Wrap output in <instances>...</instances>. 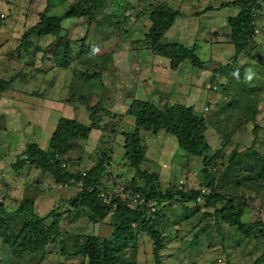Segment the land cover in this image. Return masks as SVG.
Returning <instances> with one entry per match:
<instances>
[{"label":"rangeland","instance_id":"1","mask_svg":"<svg viewBox=\"0 0 264 264\" xmlns=\"http://www.w3.org/2000/svg\"><path fill=\"white\" fill-rule=\"evenodd\" d=\"M12 1L13 3L0 0V16L3 17L1 22L4 21L0 29V55L7 57L6 62L5 58L0 57L2 60L0 67H2L5 73V78L9 79L15 77L18 71L16 66L18 65L10 63L9 68H12V70L9 71L3 63L15 60V62L24 64L29 61L31 64V67H25L21 75L14 79V83L24 85L19 88L26 92L25 99L31 96L29 101L33 102L27 103V107L31 108L30 110L25 109L27 116L31 117L29 118L31 127L28 128L31 131L29 130L28 133L26 132L27 129L25 131L26 134H22L23 137H28L30 142L38 143L40 147L47 149L50 143V136L53 134L54 126L57 124L56 120L60 116L63 114L71 117L78 116L77 118L85 123L87 115L84 111L89 112L91 103L93 104L98 100H102L106 104V95L113 96L114 100L111 103L112 107H110V111L106 109L107 104L104 110L99 109L98 111L105 120L111 119L113 112L119 115L120 113H124L131 104L133 97L151 99L155 102L158 101L155 97L159 98V94H156L154 97L151 96L154 93L150 91V87L160 89L162 86L156 83L153 78L158 81L164 78L171 81L174 80L172 76L173 72L170 69L169 59L161 58L165 61L164 63L167 62L165 64L166 68L163 69L161 66L160 68H154V73L150 76L151 80L145 81L143 79V77L150 75L148 72L152 64L155 66L156 62L153 59L160 56L154 54L152 48L147 45L145 40L148 39L146 35L151 26V6L155 8L156 5L165 2L174 9L181 10L190 15L185 20L181 18L172 30H167L163 41H178L189 47L195 45L196 49L194 53L202 61V68L194 67L189 61L184 64L188 65L185 67L189 70H182L186 80H190L194 76L197 77L196 82H202L201 87L200 84H197L198 88L195 89L196 93L193 92L195 97L199 95L198 100L195 102L189 101L192 86L189 84L182 85V89L176 92L174 87L178 86L173 83V85H169L172 91L170 95L175 91L172 101L181 102L186 105L192 104L196 108L199 106L198 109L203 111L207 106L210 107L209 115L211 119L209 120V128L206 136L209 143L215 149L220 148V143L224 141L223 136L228 137V141L224 145L226 147V153H229L236 144H239L240 149L249 147L252 144L255 138V133L252 131L253 123L249 122L239 127L237 125L239 121L227 123L225 114L218 115V110L224 104L223 89H221L219 84L214 85L211 83L212 73L215 69L219 70L217 75H215L216 80L225 83L228 79L226 73L231 72V69L227 68V65L231 63L232 68L237 66L242 67L244 70L242 76L241 74H232L231 72L229 80L231 86H237L241 91L248 92V85H259L261 86L259 97L262 98L264 96V85L261 84L264 83V72L262 73L261 71V64H264V49L257 48L255 50L257 57H252L247 54L238 56V64L236 65L234 62L236 56L235 45L231 42L230 34L228 33V37L226 35L220 36L223 33V28L229 25L227 18L237 14L240 7L229 6L204 11L209 5L219 7L223 1L232 0H125L130 3L124 2V6L133 5V7L129 10L131 16L123 26H118L116 23L118 18H112V16L108 22L104 20L100 21L101 23L96 21L90 22L89 15L74 17L66 21V27L72 39H80V45L78 46L79 43L76 42L77 48L74 47L72 61L69 66L70 69L60 68L55 63L53 52L56 47L57 37L53 34L34 35L32 37L34 44L29 51L26 52L24 49L17 50L21 45V37L24 32L39 22L40 15L44 13L48 0ZM79 1L81 0H52L48 12L49 14L56 15L65 14L71 9H76ZM105 5L109 6L110 12H115V8L110 7L109 2H106ZM262 5L263 8L257 11L254 17L257 27L256 39H258V42H262L264 47V3ZM133 9L142 15L138 17ZM97 10L96 18L98 19L100 17L102 20L106 10L104 13L102 12L103 7ZM123 12L125 13L126 11L123 10ZM186 20L187 25L182 23L181 26H178L182 21ZM180 27L181 30L179 29ZM213 28L219 30V35L216 39L213 35ZM82 41L90 48L92 53L83 54L80 52L82 50ZM139 46L144 48L141 49ZM11 52L12 54L9 55ZM8 56H11V58ZM18 56L19 59L17 58ZM112 64L115 68H113ZM33 65L35 69L32 68ZM222 67L226 68L223 69ZM36 69L41 70L40 72L47 71L48 73L43 76ZM262 69L264 71V68ZM96 72H102V76L100 78L92 77ZM192 73L194 74L192 75ZM70 79H73L74 87L78 86L74 92L70 91L73 94H71V99L75 102V108L61 101L62 99L65 100ZM80 88L82 95L89 98L88 103L79 101L81 93L78 90ZM165 91L167 92V90ZM145 92L149 94V97H147ZM247 95L253 99H255L253 96H256ZM6 102L9 103L8 100ZM158 102L157 104L159 106H163L168 101H166V96L163 95V99L161 98ZM15 103L18 104V102ZM19 104L22 106V103ZM41 104L49 108L41 107ZM236 115L238 118V112ZM118 117L116 116V119ZM132 120L134 121L135 118L132 117L130 120L129 117H125L120 121L119 127H117L118 137L124 138L121 135L124 131H133L134 126L132 125ZM257 122H259L261 129L257 133L258 142L252 146L254 150L264 154V100H260L259 102ZM102 123H105V121ZM50 124L51 129L49 130ZM3 125L4 123L1 121L0 127H3ZM99 132L100 130L94 131L91 134V138L87 141H76L75 147L68 154L70 161L67 163V167L72 171L89 170L92 166V160L95 159L94 162L97 161L100 154L106 152L112 156L107 171L104 177H102V181H105V178L120 179V185H126V183L136 179L138 183L144 185L147 179L137 170L127 165L128 163L124 156L126 149L122 139L118 138L121 140V142H118L116 138L117 134L113 135L114 133L111 134L109 131H107L108 134L106 135L98 136ZM141 137H143V144L147 148V156L143 168L148 173H158L160 180L176 183L181 177L186 176L187 171L181 165H184L190 159L187 162L189 172L197 173V175L190 174L192 180H194L192 187H199L200 182L197 177L203 167L202 157L197 156L191 158V156L184 154L176 138L164 130H161L157 134L149 130H141ZM12 138L13 145H16L17 140ZM15 150L16 148L10 149L12 155L15 153ZM90 155L93 156L90 157ZM17 157L20 158L23 156L18 154ZM6 160L10 161L8 158ZM228 166L230 168L237 167L229 172L224 167L219 170L217 175V181L222 186L221 190L223 193L235 194L239 192L245 196V199L249 203L248 212L243 216L245 222L254 221L260 212L264 218V164L255 160L252 153H248L243 154L236 162L230 165L228 164ZM7 168L12 171L7 174L5 173V176H3L5 181L0 183V194L4 196L1 199L5 198L6 205H9L11 209H16L19 204L23 203V200L28 199L27 197H33L35 198L34 204L30 207L33 210V214L45 216L54 207L63 204L64 200L72 197L78 191L76 189L78 187L74 184L56 183L49 173L31 165H25L22 168L18 167L19 169L11 166H7L5 169ZM251 168H254V170L250 171L249 169ZM241 169H247L248 171H241ZM18 170L24 173L23 177L12 174ZM29 171H31L30 176L26 174ZM250 177L255 178V180L251 183L244 181L242 182L243 185L240 188L238 187V180L240 178L245 179ZM258 183H262L263 186L258 187ZM110 186L112 185L109 184ZM12 196H15V198ZM23 197L24 199H22ZM15 199L19 201L16 204L14 202ZM65 205L67 204L65 203ZM171 205L172 207H166V211L164 210V212H166V215L171 216V218L173 216L172 220L176 219L179 221L192 214L188 213L187 209L181 207V204L178 202H171ZM207 210L208 208L203 207L199 212L194 213L191 217L193 219L191 223L196 224L201 217L205 216L203 214ZM25 221L26 218L24 217L17 220L10 219L11 226L15 231H19ZM86 221L88 222L87 217H83L77 222L78 227L80 224L85 225L83 227L84 229L82 228L84 232L96 234L101 237H109L113 231V222L110 221L109 217L99 223L91 222L86 224ZM207 221H211V219ZM212 223H214L213 220L211 221ZM62 225L64 226L66 223L63 222ZM161 225L166 234V247L162 252L164 254L165 264H228V258L231 264H253L264 250L260 241L256 240L255 237L249 239L248 237L244 238L243 235L228 227V224L220 222L217 227L215 224L213 225V234L216 236L219 230L225 236L221 237L220 233H218L217 237L213 239L214 244L212 247L208 246L209 241L206 236V240L202 238L200 246L205 248V250L202 253L200 252L199 257L196 258L197 263L188 253H183L182 247L177 248L180 242L177 243V240L172 242V239L175 236L177 237V231L173 229L172 223L164 220ZM182 233L185 234L187 231L183 230ZM191 236L192 234H189V237ZM242 241V245H237ZM134 243L136 244L135 247H130L125 256L123 255L126 260L122 264H153V246L149 236L144 234V232H139ZM136 250L137 254L135 255ZM46 256L41 261L44 264H62L65 260L63 256L60 257L54 254V252ZM12 257V251L0 236V264H16L15 262H11ZM25 259L27 258L25 257ZM39 259V255H36L34 262ZM80 263L81 258L75 257L64 264Z\"/></svg>","mask_w":264,"mask_h":264},{"label":"trees","instance_id":"2","mask_svg":"<svg viewBox=\"0 0 264 264\" xmlns=\"http://www.w3.org/2000/svg\"><path fill=\"white\" fill-rule=\"evenodd\" d=\"M51 2L52 0H48L44 13L40 15L39 22L24 32L21 37V45L17 50L24 49L26 52L29 51L34 44V39L32 38L34 35L53 34L57 37L56 47L53 52L55 63L60 68L68 69H70L74 47L77 48L76 42L79 43L78 46L80 45V39H72L69 36L70 32L68 33L69 30L66 27L67 20L89 15L90 22L101 23L100 21L104 20L108 22L112 16V18H118L116 22L118 26H123L131 16L129 10L133 7V5L130 6L128 4V6H124V2L130 3L125 0H81L76 9H71L62 15H56L48 12ZM106 2L110 3V7L115 8V12H110L109 6L105 5ZM263 3L264 0H232L223 1L219 7L209 5L204 9V11H209L229 6H239L241 8L237 15L227 18L228 24L232 29L231 42L235 45L236 56L234 62L236 65L238 64V56L247 54L257 57L255 50L257 48L264 49L262 42H258V39H256L257 27L254 17V14L263 8ZM100 7H103V13L106 10L105 16H103L104 14L102 15V20L100 17L96 18L97 9ZM151 7V26L146 35L148 39L145 41L152 48L154 54L168 58L171 69H177L182 62L189 61L194 67L202 68V61L194 53L195 45L189 47L178 41H163L166 31L173 26L177 19L190 14L174 9L165 2L156 5L155 8L154 6ZM123 10L126 12L124 13ZM134 12H136L135 14L138 17L142 15L135 10ZM2 18L0 16V29L2 22H4H1ZM139 47L141 49L144 48L142 46ZM81 49L80 52L83 54L91 52L84 41H82ZM11 54L12 52L9 55ZM8 57L11 58V56ZM17 58L19 59V56ZM25 67H31L29 61L24 64L22 69ZM232 67V64L228 63L227 68L231 69L232 74H241L242 76L244 72L242 67ZM32 68L35 69L34 65ZM113 68H115L114 65ZM262 68H264V64H261L263 73ZM218 71V69H215L211 78V83L214 85L219 84L221 89H223L224 104H222L217 114H225L227 123L239 121V124H237L239 127L249 122L253 123L252 131L255 133V138L249 147L240 149L239 144H236L229 153H226L224 145L228 141L227 136H223L224 141L220 143V148L215 149L212 147L206 136L209 120L211 119L209 115L210 107L208 106L204 111L196 109L193 105L187 106L183 103L167 102L163 106H159L151 99L139 97L132 99L131 104L124 113L119 115L113 112L112 118L105 120L98 111L99 109L104 110L106 104V109L110 111L111 103L114 100L113 96L106 95V104L102 100H98L93 104L91 103L89 112L84 111L87 115L85 123L81 122L77 118L78 116L71 117L63 114L57 119V125L50 137L48 148L43 149L38 143H28L25 150L21 153L23 157L17 158L13 167L19 169L18 167L22 168L27 164L31 165L49 173L56 183L74 184L78 187L76 188L78 191L72 197L64 200L63 204L54 207L45 216L33 214V210L30 208L34 204L35 198L33 197H27L28 199L23 200V203L19 204L16 209H11L9 205H6L5 198L0 199V236L12 251L13 259L11 262L16 264H44L41 262L43 258L47 257V254L54 252V254L64 257V263H67L72 258L79 257L81 258L80 264H122L126 260L124 256L129 248L135 247L134 241L137 234L144 232L152 241L153 264H165L162 252L166 247V234L161 225L164 220L170 221L173 229L177 231V237L175 236L176 238L174 237L172 242L174 240H177V243L180 242L177 248L182 247L183 253H188L196 262L200 252L202 253L205 250V248L200 246L202 238L206 240L207 237L208 246L212 247L214 244L213 239L217 237L218 233H220L221 237L225 236L219 230L216 236L213 234V225L215 224L217 227L220 222L228 224V227L243 235L244 238L255 237L264 247V218L262 213L260 212L254 221L245 222L243 216L248 212L249 207L245 196L239 192L235 194L223 193L221 190L222 186L217 181L219 170L224 167H226L225 170L228 172L235 169L237 166L230 168L228 164L236 162L243 154L252 153L255 160L264 164V154L254 150L252 146L258 142L257 133L261 129L259 122H257L259 102L264 100V96L262 98L259 97V92L261 91V86L259 85H248V92L241 91L237 86H231L229 81L231 72L226 73L228 79L225 83L217 81L215 75H217ZM22 72L23 70L16 73L14 78L11 77L9 79L0 76V92L7 90L9 87H14V79L19 77ZM47 73L46 71L42 74L45 76ZM101 76L102 72H96L92 77L100 78ZM261 84L264 85V83ZM76 87H74L73 79H70L68 82L69 92L67 90L65 100L62 99L61 101L74 107L75 102L71 99L73 94L70 91L74 92ZM78 92L81 93V88ZM246 93L252 96L256 95L253 96L255 99ZM88 100L89 98L81 93L79 101L88 103ZM127 115L135 118L132 124L134 129L133 131L122 132L121 135L124 138H121L118 137L117 127ZM116 116H119L118 119H116ZM103 121L105 123H102ZM97 130H100L98 136L106 135L108 134L107 131H109L111 134L114 133L113 135L117 134L118 142H121L120 138L122 139L126 149L124 156L128 163L127 165L137 170L147 179L144 185L138 183L136 179L131 180L126 185H120V179L105 178V181H102L112 156L106 152L101 153L99 159L95 162L92 157L94 160H92V166L89 170L72 171L67 167V163L70 161L68 154L75 147L76 141L89 140L91 134ZM141 130H149L154 134L164 130L176 138L184 154L191 156V158L202 157L203 167L199 174L202 175L197 177L200 182L199 187H192L194 180H192L190 174L197 175V173L189 172L187 162L190 159L184 165H181L187 171L186 176L181 177L182 179L180 178L176 183L160 180L158 173H148L143 168L147 156V148L143 144ZM249 170L253 171L254 168ZM241 171L248 170L241 169ZM254 180L255 178L253 177L240 178L238 187L240 188L244 181L251 183ZM79 182L83 184L82 187L78 186ZM109 184L112 185L110 186L112 188L124 187L125 191L120 190L119 194L112 198L111 203H106L100 197V192L105 190L108 193L110 191ZM257 186L262 187L263 184L258 183ZM130 191L133 194L129 195ZM136 192L141 193L145 197L147 204L150 201L156 204L157 209L154 212V219L151 218V212L147 205L141 206L137 204L134 207L129 205V201L133 199ZM123 195L127 196L125 200ZM199 197H201L200 200ZM174 201L180 203L181 207L186 208L188 213L192 214L179 221L176 219L172 220L173 216L171 218V216L166 215L164 210L166 211V207H172L171 202ZM14 202L16 204L19 201L15 199ZM113 203H116V209H113ZM66 206L69 207L66 208ZM203 207L208 208L207 212L203 214L205 216L201 217L196 224H192V215L199 212ZM21 217L26 218V221L19 231H15L11 226L10 219L17 220ZM83 217L88 219L86 224L91 222L99 223L109 217L110 221L113 222L111 235L109 237H101L84 232L83 227L85 225L80 224L79 227L77 226V222ZM209 219L213 220L214 223L211 224V221H207ZM63 222L66 225L63 226ZM183 230H186L187 233L183 234ZM189 234H192V236L189 237ZM243 241L237 245H242ZM36 255H39L40 259L34 262ZM63 262L62 264H64ZM228 262V264H231L229 258ZM253 264H264V250Z\"/></svg>","mask_w":264,"mask_h":264},{"label":"crops","instance_id":"3","mask_svg":"<svg viewBox=\"0 0 264 264\" xmlns=\"http://www.w3.org/2000/svg\"><path fill=\"white\" fill-rule=\"evenodd\" d=\"M2 1L3 2L6 1V2L13 3L12 0H2ZM33 1H35V0H33ZM240 10H241V8L239 9L238 13L240 12ZM237 14H235V15H237ZM235 15H233V16H235ZM186 17H188V16H184V17L178 18L177 21L173 24V26L169 29V31L172 30V28L174 26H176V23L181 18H184V20H185ZM188 19H190V18H188ZM182 23L184 25H187V20L186 21H182L180 23V25H178V26H181ZM227 26L223 28V30H222L223 33L220 34V36L226 35L228 37V33H229L230 34V38H231L232 37L231 36L232 29H230L229 25H227ZM179 29L181 30V27ZM184 30H185V27H184ZM193 31H194V27H193ZM212 31L214 33L213 35H214L215 39L218 38L217 36L219 35V33H218L219 30L213 28ZM0 57L5 58V62L7 61L6 60L7 57H4L2 55H0ZM161 58L162 59H166L165 57H162V56H158L155 59H153V61L156 62L155 66L152 64V67L149 68V72L148 73L150 75L143 77V79L145 81L151 80L150 76L154 73V68H160V66L163 67V69L166 68L165 64L167 62L164 63L165 61L162 60ZM157 60H158V62H157ZM1 61L2 60L0 59V62ZM10 63H14V64L18 65V66H16V69L18 70L16 73H19V72H21L23 70L22 68L24 67V63L15 62V60H12V62L3 63L4 66H7L9 71L12 70V68H9L10 67ZM184 64H185V62H182L178 66L177 69H171L170 68L172 70V72H173L172 76H173L174 80L170 81V80H168V79L166 80L164 78L163 80H159L158 81L157 79L153 78V80L156 83H159L162 87L160 89L150 87L151 88L150 91H153V93H154V95L151 94V96L154 97V96H156V94H159V98L158 97H155V98L158 99V101H160L161 98L163 99V95H165L166 96V101L171 102V103H181V102H173L172 101V99H174L173 98V93L175 91L176 92L180 91L182 89V85L189 84L190 86H192V92L189 94V101H191V102L197 101L199 95H198V97H195L193 94L196 93L195 89L198 88L197 84H200V87H201V83L202 82H196V78L197 77H194V76H193L192 79L186 80L185 76L182 73V70L183 69L189 70V69L187 67H185V66H188V65H184ZM13 68L15 69V67H13ZM37 68H39V67H37ZM192 68H193V66H192ZM39 71H41V70H39ZM43 72H46V71H43ZM43 72H41V73H43ZM193 74L194 73H192V75ZM4 75H5V73L3 72L2 67H0V76L5 77ZM139 79H141V77H139ZM173 83H175L174 85H177L178 87H174L175 91L170 95V93L172 91L170 90V86L169 85H171V84L173 85ZM13 85H14V87H9L7 90H5L3 92H0V123H1V121H3V123H4L3 127H0V183H2V181L3 182L5 181L3 179V176H5V173L7 174V173L12 171L9 168H7V169H5V168L7 166L13 167L14 163L16 162L15 159H16L17 155L18 154L20 155L25 150V148H26L28 143H32V142H30L28 137L26 138V137L22 136V134L23 135L26 134L25 131L28 128L31 127V123H30L31 121L29 120V118H31V117L27 116V113H26V110H25V109H27V110L31 109V108L27 107L28 106L27 103L28 102H32V101H29L31 96H28V98L25 99V95H26L25 93L26 92L23 89L19 88V87H23L24 85L17 84V83H14ZM165 90H167V92ZM145 94L147 95V97H149V94L147 92H145ZM193 98H194V100H193ZM7 100L9 101V103L6 102ZM158 101L156 103H159ZM15 102H18V104H16ZM19 103H22V106ZM41 105H42L41 107L49 108V107H47L44 104H41ZM190 105H192V104H190ZM190 105H187V106H190ZM34 107H37V106H34ZM198 108H199V106L196 109H198ZM65 116H67V115H65ZM126 117H129L130 120L132 119L131 115H128ZM132 123H134V121ZM56 125L54 126V130L56 128ZM50 129H51V124L49 126V130ZM29 130L30 129H28L26 132L29 133ZM12 136H13V138H12ZM11 138L14 139V140H17L16 141V143H17L16 145H13ZM12 148H16L15 153H13V155L11 154V151H10V149H12ZM6 158H8L10 161L6 160ZM9 163H11V164L8 165ZM12 174L13 175L17 174L20 177H23V175H24V173L19 171V170L16 171V172H13ZM26 174H28L30 176L31 171L27 172ZM1 197H4V196H1V194H0V199H1ZM12 197L15 198V196H12Z\"/></svg>","mask_w":264,"mask_h":264},{"label":"built area","instance_id":"4","mask_svg":"<svg viewBox=\"0 0 264 264\" xmlns=\"http://www.w3.org/2000/svg\"><path fill=\"white\" fill-rule=\"evenodd\" d=\"M78 186L79 187H82L83 184L82 183H78ZM92 190V188H91ZM121 191H125V188L124 187H113L110 189V191L107 193V191L103 190L102 192H100V197L103 199L104 202L106 203H111V200L113 197H115L117 194H119V192ZM133 194L132 191H130L129 195ZM127 198L126 195H123V199L125 200ZM201 199V197H199V200ZM147 201L145 200V197L139 193V192H136L134 193V196H133V199L131 201H129V205H132L133 207L137 204L139 205H147L148 209L150 210L151 212V218L154 219L155 218V214L154 212L156 211V204L154 202H148V204L146 203ZM138 205V206H139ZM113 206V209H116V203H113L112 204Z\"/></svg>","mask_w":264,"mask_h":264}]
</instances>
